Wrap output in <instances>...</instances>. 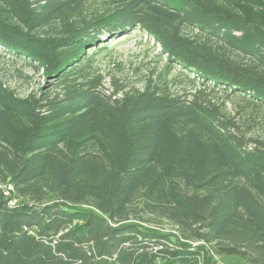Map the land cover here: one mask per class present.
<instances>
[{"label": "trees", "instance_id": "trees-1", "mask_svg": "<svg viewBox=\"0 0 264 264\" xmlns=\"http://www.w3.org/2000/svg\"><path fill=\"white\" fill-rule=\"evenodd\" d=\"M96 1L0 0V47L60 89L0 81V264H264V136L214 98L264 117V0ZM132 31L198 88L106 94Z\"/></svg>", "mask_w": 264, "mask_h": 264}, {"label": "rangeland", "instance_id": "rangeland-1", "mask_svg": "<svg viewBox=\"0 0 264 264\" xmlns=\"http://www.w3.org/2000/svg\"><path fill=\"white\" fill-rule=\"evenodd\" d=\"M103 2L98 0L96 2ZM191 35L198 34L197 31L188 30ZM110 50L98 55L93 63L94 69L102 75L103 91L111 94L124 87L143 90L146 86L158 88L161 92L172 95H188L198 86L194 85L183 75L178 67H174L169 61L168 55L163 53L152 37L132 31L119 42L109 44ZM0 81L14 90L20 97L29 94L39 95L47 89L53 95L60 89L56 86H48V81L43 77L41 71H37L26 60H22L14 54L0 47ZM219 101H226L227 112L237 118L243 130L251 129L252 133H260L264 136V117L256 118V122L248 115L250 111L241 113L240 101L228 98L220 93L216 97ZM6 189V186H4ZM11 187L8 186L5 195L11 197ZM16 198L9 200L10 205L17 203ZM171 229L170 225H166ZM215 264H249L235 256H216Z\"/></svg>", "mask_w": 264, "mask_h": 264}]
</instances>
